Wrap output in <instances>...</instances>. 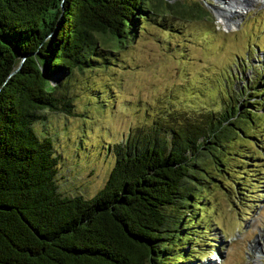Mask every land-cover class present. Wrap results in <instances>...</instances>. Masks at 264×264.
I'll list each match as a JSON object with an SVG mask.
<instances>
[{"label":"trees","instance_id":"16d2710c","mask_svg":"<svg viewBox=\"0 0 264 264\" xmlns=\"http://www.w3.org/2000/svg\"><path fill=\"white\" fill-rule=\"evenodd\" d=\"M161 9L206 14L196 0H0V264H165L170 246L189 238L181 224L201 207L200 163L207 153L223 165L214 153L242 135L246 104L129 132L110 146L113 164L88 198L58 189L59 155L33 128L45 109L73 112L50 74L88 65L103 49L98 37L118 45ZM186 207L195 211L181 221Z\"/></svg>","mask_w":264,"mask_h":264},{"label":"rangeland","instance_id":"374dc122","mask_svg":"<svg viewBox=\"0 0 264 264\" xmlns=\"http://www.w3.org/2000/svg\"><path fill=\"white\" fill-rule=\"evenodd\" d=\"M196 1L205 15L150 13L118 45L98 37L103 49L88 65L50 74L73 112L45 109L33 128L52 138L59 155L58 189L88 198L113 164L110 146L129 132L215 118L222 106L246 104L251 121L241 124L242 135L226 137L214 153L223 165L204 154L201 207L193 222L181 224L189 238L177 239L164 262L176 264L184 249L178 264H264V1L230 26L222 21L227 0ZM182 210L195 211L181 209V221L188 213Z\"/></svg>","mask_w":264,"mask_h":264},{"label":"bare ground","instance_id":"6f19581e","mask_svg":"<svg viewBox=\"0 0 264 264\" xmlns=\"http://www.w3.org/2000/svg\"><path fill=\"white\" fill-rule=\"evenodd\" d=\"M264 1V0H263ZM259 0H227L224 3L226 9L223 10L222 21L226 26L235 24V16L240 15L243 9H249V5L255 4Z\"/></svg>","mask_w":264,"mask_h":264}]
</instances>
